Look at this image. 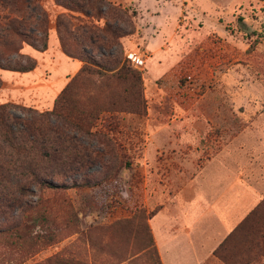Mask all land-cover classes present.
<instances>
[{
  "label": "rangeland",
  "instance_id": "obj_1",
  "mask_svg": "<svg viewBox=\"0 0 264 264\" xmlns=\"http://www.w3.org/2000/svg\"><path fill=\"white\" fill-rule=\"evenodd\" d=\"M109 3L123 18L77 21L128 33L73 52L141 70L146 113L116 114L114 154L94 141L74 169L34 147L1 156L0 264H264V0H103L102 10ZM43 5L48 49L21 50L35 69L0 68L15 130L31 113L22 107L52 109L80 69L60 45L65 9Z\"/></svg>",
  "mask_w": 264,
  "mask_h": 264
},
{
  "label": "trees",
  "instance_id": "obj_2",
  "mask_svg": "<svg viewBox=\"0 0 264 264\" xmlns=\"http://www.w3.org/2000/svg\"><path fill=\"white\" fill-rule=\"evenodd\" d=\"M54 1L65 9L57 15L56 20L61 48L67 56L79 59L83 64L57 95L52 109L40 112L22 107L32 113L20 122L23 123L22 128H12L10 120L15 117L9 112L11 104H0V159L6 155L14 162L17 155L25 152L28 147H34L52 160L63 161L65 169H74L86 161V158H90L89 153L95 147L94 141L102 147L103 151L97 150L99 154H114V146L118 143L116 131L119 127L116 114L146 113L144 76L141 70L129 65L123 58H115L114 64L107 65L92 53L80 56L73 52L74 43L84 44L92 49L111 46L120 36L128 33L119 26H113L112 29L109 24L101 27L94 23H81L77 21L81 14L88 19L99 20L106 15L115 19L123 18L121 10L111 3L105 11L102 10L103 0ZM0 4L6 11L0 15V68L19 72L32 71L37 60L21 50L24 43L41 51L48 49L50 13L44 7L43 0H0ZM109 28L111 31L107 37ZM63 30L72 37V44L66 40ZM79 32L83 33L84 43L79 40ZM2 85L0 76V88ZM104 112L110 114V121L104 124L103 130L97 127ZM47 135L52 138L47 140ZM81 138L89 139L90 144L84 145ZM49 143L51 149L48 148ZM21 167L26 169L22 173L31 170L25 165ZM29 175L35 176L31 173L27 177ZM2 177L4 178V173L0 170V180ZM42 182L53 186V182L46 178H42ZM258 211L259 206L254 212Z\"/></svg>",
  "mask_w": 264,
  "mask_h": 264
},
{
  "label": "built area",
  "instance_id": "obj_3",
  "mask_svg": "<svg viewBox=\"0 0 264 264\" xmlns=\"http://www.w3.org/2000/svg\"><path fill=\"white\" fill-rule=\"evenodd\" d=\"M130 57L134 60V62H135L137 65L143 64V61H144V60H142V59H141L140 57H138V56H135V54H131Z\"/></svg>",
  "mask_w": 264,
  "mask_h": 264
},
{
  "label": "crops",
  "instance_id": "obj_4",
  "mask_svg": "<svg viewBox=\"0 0 264 264\" xmlns=\"http://www.w3.org/2000/svg\"><path fill=\"white\" fill-rule=\"evenodd\" d=\"M151 46V45H150ZM153 49H155V48H153ZM156 50V49H155ZM73 60H76V59H73ZM77 60H79V59H77ZM80 61V60H79ZM81 65H82V62L80 61V67H81ZM79 67V68H80Z\"/></svg>",
  "mask_w": 264,
  "mask_h": 264
}]
</instances>
